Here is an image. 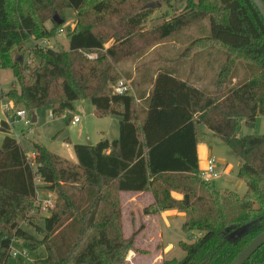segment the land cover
<instances>
[{
	"label": "trees",
	"instance_id": "16d2710c",
	"mask_svg": "<svg viewBox=\"0 0 264 264\" xmlns=\"http://www.w3.org/2000/svg\"><path fill=\"white\" fill-rule=\"evenodd\" d=\"M162 1L173 7L178 0H0V71L11 69L17 83L6 94L0 83V101L13 103L9 115L49 106L53 117L70 120L74 103L88 99L97 116H120L118 138L74 145L77 162L36 141L29 157L1 121L0 264L16 240L39 251L36 264H127L144 226L125 236L122 191H151L147 214L185 213L186 256L163 264H231L264 231V134L239 133L241 121L254 126L264 115V17L253 0H186L182 11L144 32ZM68 8L76 13L69 49L39 43L56 35L65 19L58 24L54 15ZM205 21L210 34H189L184 47V33ZM30 38L32 48L25 46ZM212 57L222 64L209 79ZM122 80L131 88L119 94ZM202 126L240 159L244 195L200 176ZM39 181L56 194L43 225L34 220ZM246 225L242 237L231 238ZM245 264H264V246Z\"/></svg>",
	"mask_w": 264,
	"mask_h": 264
},
{
	"label": "rangeland",
	"instance_id": "374dc122",
	"mask_svg": "<svg viewBox=\"0 0 264 264\" xmlns=\"http://www.w3.org/2000/svg\"><path fill=\"white\" fill-rule=\"evenodd\" d=\"M152 1V0H151ZM155 1V0H153ZM160 6L152 8L153 11L149 15L147 22L144 24L143 31L148 32L164 20L167 19L174 12L182 11L186 6V0H178L175 6L171 7L168 3L162 1L160 2ZM175 7V8H174ZM176 9V10H174ZM75 11L72 8H68L64 11V15L61 16L57 13L61 18L65 19V23L58 29L56 35L51 39H42L39 43H43L44 40H47L50 47L55 49L67 50L69 49V40L67 38L68 28L72 27L71 23L76 24V15H74ZM48 26L52 25L51 21L47 22ZM117 25L118 22H115ZM204 24L205 27H202ZM201 26L197 29L188 30V35L191 34L194 38L199 36H205L210 34V26L207 27L208 22L205 21ZM207 27V28H206ZM208 29V30H207ZM185 35V33H184ZM192 37V38H193ZM112 41V40H111ZM111 41L105 44V48H107ZM36 44V41L33 38L28 39L25 42V46L28 48H32ZM175 50V49H174ZM209 53V54H208ZM26 59L30 58V49L25 50L24 54ZM21 57L24 58V56ZM98 52L89 53L88 56L91 59L96 58ZM205 55V54H204ZM206 55L210 57V52L207 51ZM33 59V58H32ZM211 67H208L209 79L215 76V71H218L221 63V60H217L216 58H208ZM205 65V60L202 61ZM207 65V64H206ZM202 67V66H201ZM215 69V70H214ZM0 83L1 87L6 94V92L17 85L16 80L14 78L13 71L11 69H3L0 72ZM8 102V98L4 97L0 101V126L1 121L6 118L4 113V107ZM6 115H9L7 111ZM28 116L35 115L37 117V121L32 123L30 132L28 127L22 123H13L12 118L9 119L11 121V131L12 135L21 143L25 153L29 156L32 154L34 150V142L43 143L50 150L55 151L59 154H62L69 158L72 161H77V157L74 151V146L72 142L75 143H89L96 144L100 141L102 137V132H104L105 137L109 139H116L119 136V120L120 117L117 115L110 116V118H96L93 115L94 106L92 102L88 99L77 100L75 102V110L73 111L74 116L80 117V123L74 125L68 122L67 115L57 116L52 118L50 115L52 114L51 108L49 106L39 107L35 110H26ZM14 114V113H12ZM239 133L241 135L255 134L262 135L264 134V115H260L257 117L254 126H248L244 121H241L239 127ZM5 136V132L0 130V145ZM70 138V139H69ZM216 147L215 155L219 158L222 156L228 162L229 168L226 173L223 172L216 179V183L225 188L233 189L238 192L240 195H244L247 190L246 182L238 176V169L240 165V159L237 155L230 149V147L220 138L215 136L214 134H210L209 138ZM72 140V141H71ZM32 157V156H31ZM220 170H223V167H220ZM230 178L232 181L235 180V188L228 187L223 183L225 178ZM39 189L38 193H40L41 198L45 199L47 194L50 192L49 190L43 187V183L38 182ZM55 193V192H54ZM121 200V196H120ZM38 203V202H37ZM52 208L46 209L43 206L39 205V208L34 211L35 221L43 225L44 217L50 215V210ZM179 211V210H177ZM180 211L177 215L170 217L168 223H165L162 220V230H163V245L160 244V238L157 235L154 237L147 234V238L151 237L152 242L150 244H140L139 250L137 253V259L134 261L135 264H163L164 260H168L171 258H177L179 260L183 259L186 256V252L180 246V241H187L188 237L186 233L182 229V225L184 223L183 215H180ZM131 215L128 214V210L125 217V222H129L131 220ZM135 218V217H134ZM135 227H137L141 218L136 219ZM23 228L32 232H35V228L28 223L23 224ZM144 239V238H143ZM24 245L21 240H16L14 242V249L21 251L24 250ZM39 254V251L29 250L28 255L26 257H22L24 264H36V259ZM19 259L16 256H10L7 264H18ZM130 264V263H128Z\"/></svg>",
	"mask_w": 264,
	"mask_h": 264
},
{
	"label": "crops",
	"instance_id": "0c3cea01",
	"mask_svg": "<svg viewBox=\"0 0 264 264\" xmlns=\"http://www.w3.org/2000/svg\"><path fill=\"white\" fill-rule=\"evenodd\" d=\"M73 14L76 15L75 12ZM75 19H76V17H75ZM71 25H72V27L75 26V24H73V23H71ZM186 34H188V33H185V35ZM187 37H188L187 35L184 37V40H185L184 44H183L184 47L188 43ZM199 37H202V36H199ZM74 110H75V103H74ZM73 111H72L71 119L68 120L69 123H72V119L74 117ZM4 113H5V116H6V118L4 120L8 121V116L6 115L5 110H4ZM93 115L96 118H110V116H113V115H108V116H105V117L97 116L96 113H95V106H94ZM67 117H68V115H67ZM52 118H55V117H52ZM80 121H81V119H80ZM80 121L78 123H80ZM119 122H120V120H119ZM78 123H76V124H78ZM76 124H74V125H76ZM202 128L207 133V140L205 142H200L197 145V153H198V159H199V168H202L205 165L206 160H207V158L209 156L215 155L214 153H215V149H216V147L214 145V142H212L209 139L210 138V134L211 133L213 134V132L211 130H209L207 127H205V126H202ZM119 133H120V130H119ZM101 134H102L101 139L102 138H107V137H105L104 132H102ZM111 140H113V139H111ZM72 143H73L72 144L73 146L75 144H77L75 142H72ZM33 154H34V151L32 152L31 155H29V157L33 156ZM217 159H218L219 169H220L221 166L223 167V170H222V173H221V175H222L223 172L226 173V171H228L229 165H228V162H226V159L224 157L219 156V158L217 157ZM223 183L225 185H228V187H230L232 185L231 187H234V188H235V185H236L235 180L232 181L228 177L224 179ZM223 188H225V187H223ZM228 189H230V188H228ZM231 190H233V189H231ZM171 194L176 199H181L183 197V195L178 193V192H172ZM120 196H121V206H122V214H123V228H124L125 236H127V237L130 236L133 233L134 230H138L141 227V225H143L144 226L143 229L138 234V236H137V238L135 240V247L138 249L139 248V243L140 244H144V243L150 244L152 242V238L151 237L152 236L154 237V235L159 236L160 244L163 245V240L162 239H163L164 235H163V230H162V227H161L162 220L165 223H168L169 218L173 217L174 215H177L180 210L177 211L178 209L172 208V209H165L163 211H159V212H156V213H148V214L145 213V209L147 207H150L155 201V198H154V196H153L151 191H140V192L122 191L120 193ZM127 210H128V214L131 215L130 216L131 220H129V222H125V217H126ZM180 212H181L180 215H183V218L185 220V213L182 212V211H180ZM134 217L136 219L141 218V222H140V224L137 227L134 226L135 225V221L137 222V220H135ZM147 234H149L150 236L152 235V236L147 238V236H146ZM136 252H138V251H131L129 253L127 264L128 263L135 264L134 261H136V259L138 257ZM137 264H139V263H137Z\"/></svg>",
	"mask_w": 264,
	"mask_h": 264
},
{
	"label": "built area",
	"instance_id": "2783aa9c",
	"mask_svg": "<svg viewBox=\"0 0 264 264\" xmlns=\"http://www.w3.org/2000/svg\"><path fill=\"white\" fill-rule=\"evenodd\" d=\"M42 44L45 46L49 45L47 40H44ZM129 88H131L130 81L122 80L118 83V85L115 86L114 91L116 93L122 94L126 90H128ZM12 109H13V103L8 101L4 107V110L7 112H11ZM50 116L53 117V114H51ZM10 118H12L13 123H18V122L22 123L28 127L30 132H33L31 130V125L33 123L32 117L28 116V113L26 112V110H23V109L17 110L16 113L12 114L11 116H8L7 122L11 126L12 122L9 121ZM79 121H80V117H78V116H74L72 119L73 124H76ZM221 173H222V171L219 169L218 159L215 155L209 156L206 160L205 165L202 168H200V176L205 181L216 180L221 175ZM55 201H56V194L54 192H52V191L49 192L45 199L41 198L40 193L37 192L38 205H41L44 208L49 209V208L54 207ZM11 255L16 256L18 258H22V257H26L28 255V251L26 248H24V250H21V251L14 249V243H13L12 248H11ZM44 264H46V263H44Z\"/></svg>",
	"mask_w": 264,
	"mask_h": 264
},
{
	"label": "water",
	"instance_id": "95a60500",
	"mask_svg": "<svg viewBox=\"0 0 264 264\" xmlns=\"http://www.w3.org/2000/svg\"><path fill=\"white\" fill-rule=\"evenodd\" d=\"M255 5L258 7L262 16L264 17V1L263 0H253ZM58 24H62L64 19H62L57 13H55L53 18ZM22 59V57H21ZM37 121V117L35 115L32 116V122L35 123ZM88 144H91L89 142ZM248 231V226H243L237 230H235L231 238L236 239L238 237H242ZM262 246H264V231L255 236L251 242L243 248L238 255L235 257L231 264H245L253 254H255Z\"/></svg>",
	"mask_w": 264,
	"mask_h": 264
}]
</instances>
